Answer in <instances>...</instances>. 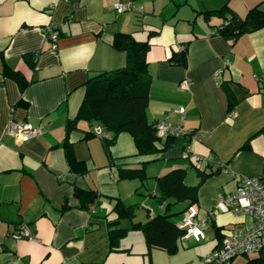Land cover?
I'll list each match as a JSON object with an SVG mask.
<instances>
[{
    "label": "crops",
    "instance_id": "0c3cea01",
    "mask_svg": "<svg viewBox=\"0 0 264 264\" xmlns=\"http://www.w3.org/2000/svg\"><path fill=\"white\" fill-rule=\"evenodd\" d=\"M128 1L142 10L113 8ZM224 3L239 17L254 6L264 11V0H0V264H199L229 230L251 226L249 217L229 213L218 200L239 177L264 180V81L252 78L264 69V26L224 38L217 33L221 19L202 14ZM46 27L56 31L55 39ZM115 32L149 41L147 120L191 132L174 136L159 154L142 156L128 133H120L107 153L98 136L72 130L71 166L65 122L76 115L87 78L124 65L125 54L110 44ZM182 45L185 63L173 64L169 58ZM32 53L34 69L24 59ZM9 72L27 81L22 91ZM179 108L183 114L174 112ZM16 120L39 127L41 134L16 141L6 130ZM193 155H211L213 162L200 165ZM142 162L146 180L118 178V169ZM176 168L185 170L189 186L198 183L199 171L217 172L198 185L196 202L166 208L167 201L154 197V179ZM76 189L97 194L88 208L81 207ZM119 200L132 206V219L117 216ZM187 208L199 219L214 211L203 240L180 236L168 254L148 250L143 233L129 229L110 249L111 229L165 212L174 213L171 220L178 224ZM21 225L31 236L14 239L11 233Z\"/></svg>",
    "mask_w": 264,
    "mask_h": 264
},
{
    "label": "trees",
    "instance_id": "16d2710c",
    "mask_svg": "<svg viewBox=\"0 0 264 264\" xmlns=\"http://www.w3.org/2000/svg\"><path fill=\"white\" fill-rule=\"evenodd\" d=\"M229 12V17L225 13ZM205 19L216 16L221 19L217 26V33L227 39H233L240 34L253 31L264 26V11L258 6L250 8L244 17H239L231 12L224 3L220 8L202 12ZM155 33L150 32L149 36ZM148 36V37H149ZM111 46L125 54L123 66L100 71L87 78L83 84L84 95L73 118L65 122V135L63 144L67 153L69 164H75L74 158L70 155V144L68 135L72 130H82L85 137L98 136L102 140L105 151L114 144L120 133H128L135 146L136 155L159 154L169 147L174 136L166 135L160 138L156 135L155 122H149L146 116V108L149 100V86L151 75L147 68L145 54L149 48L148 39L138 40L132 33L115 32L111 39ZM185 45H182L180 52L174 53L169 58L173 64L185 63ZM27 64L34 69L35 55L25 54ZM19 89L22 91L27 84L23 76L17 72H9ZM79 122L90 125L89 129H81ZM94 126L100 128V133L93 130ZM142 162L138 168L121 167L118 169L119 179H147L145 164ZM217 170L212 171V173ZM210 173L198 172L199 181L194 186L184 183L185 170L176 168L156 177L155 185L157 192L154 197L159 201H167L166 208L170 204L187 201L188 205L197 201V188ZM75 194L81 200V207L88 208L96 198L92 190H75ZM114 210L117 216L133 218L131 205H124L119 200L115 203ZM168 210V209H167ZM174 214V213H173ZM173 214L167 212L157 214L143 222H133L129 228H113L108 232L110 249H114L119 238L124 236L129 229L140 230L143 233L146 246L149 249H161L168 254L176 251V240L183 235V230L178 224L171 220ZM244 264H264V248L256 255L244 256Z\"/></svg>",
    "mask_w": 264,
    "mask_h": 264
},
{
    "label": "built area",
    "instance_id": "2783aa9c",
    "mask_svg": "<svg viewBox=\"0 0 264 264\" xmlns=\"http://www.w3.org/2000/svg\"><path fill=\"white\" fill-rule=\"evenodd\" d=\"M113 8L118 12L130 11L140 12L142 7L132 1L116 2ZM46 34L51 39H55L57 33L50 27L45 28ZM228 64V63H227ZM256 81H264V69L260 76L252 77ZM186 80L180 83L184 87ZM174 112L183 114L182 108L175 109ZM156 135L163 138L166 135L184 136L189 134L190 130H183L179 125H172L165 120H159L155 123ZM7 132L11 134L16 141L23 142L35 138L41 134L39 127H34L23 120L10 121ZM93 130L100 133V128L95 126ZM189 150L181 153L186 157ZM194 160L200 164L213 162V157L193 155ZM264 175V171H263ZM220 206L229 213L245 215L251 219V226L247 229H231L227 232L221 241V244L204 255L199 264H230L233 258L237 256H253L258 254L264 248V180L262 177H239L236 186L230 193L219 196ZM214 214L210 211L207 217L199 219L194 210L187 208L184 210L178 227L182 229L183 237H192L196 242L205 238L204 228ZM11 236L14 239L29 238L31 235L25 225L13 231ZM194 264V263H192Z\"/></svg>",
    "mask_w": 264,
    "mask_h": 264
},
{
    "label": "rangeland",
    "instance_id": "374dc122",
    "mask_svg": "<svg viewBox=\"0 0 264 264\" xmlns=\"http://www.w3.org/2000/svg\"><path fill=\"white\" fill-rule=\"evenodd\" d=\"M244 260H246V258L245 257H243V256H238L236 259H235V264H240L241 262H243ZM198 263V261H195V263Z\"/></svg>",
    "mask_w": 264,
    "mask_h": 264
}]
</instances>
